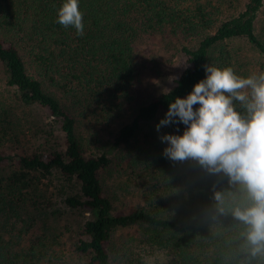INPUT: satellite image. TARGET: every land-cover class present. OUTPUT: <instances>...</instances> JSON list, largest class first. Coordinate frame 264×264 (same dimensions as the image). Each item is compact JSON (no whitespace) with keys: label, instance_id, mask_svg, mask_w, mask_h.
Wrapping results in <instances>:
<instances>
[{"label":"trees","instance_id":"1","mask_svg":"<svg viewBox=\"0 0 264 264\" xmlns=\"http://www.w3.org/2000/svg\"><path fill=\"white\" fill-rule=\"evenodd\" d=\"M235 1L79 0L77 35L57 23L64 0H0V264H264L244 250L246 226L230 211L248 203L241 186L163 155L160 137L187 125L156 130L170 103L206 78L204 65L245 77L233 41L263 70L264 0H245L237 12ZM143 35L183 39L186 66L169 88L136 103L142 65L133 47ZM126 107L130 119L101 143L97 134ZM39 112L46 129L36 124ZM27 114L32 129L21 126ZM36 130L41 142L31 146L21 135ZM103 175L117 180L116 190L105 191ZM129 194L139 203L115 205ZM62 210L81 219L54 224Z\"/></svg>","mask_w":264,"mask_h":264},{"label":"clouds","instance_id":"2","mask_svg":"<svg viewBox=\"0 0 264 264\" xmlns=\"http://www.w3.org/2000/svg\"><path fill=\"white\" fill-rule=\"evenodd\" d=\"M57 17L60 25L84 34L79 0H64ZM204 70L206 78L186 98L170 103L156 125L157 132L177 122L187 125L182 135L160 137L168 144L163 155L172 161L195 160L208 173H222L229 183L241 186L248 203L230 211L246 226L241 233L244 250L253 258L264 257V71L243 77L228 66L206 64ZM234 100L244 106L246 117L235 109ZM213 198L220 205L224 202L218 191ZM217 210L225 211L222 206Z\"/></svg>","mask_w":264,"mask_h":264},{"label":"rangeland","instance_id":"3","mask_svg":"<svg viewBox=\"0 0 264 264\" xmlns=\"http://www.w3.org/2000/svg\"><path fill=\"white\" fill-rule=\"evenodd\" d=\"M244 1L245 0H237L234 2L236 12L242 9ZM224 16L217 15L216 17L218 19H221ZM170 41L172 42H160V40L155 37L143 35V37L139 38L134 43L133 49L136 53H138L137 56L141 59L140 63L142 65L138 80L135 82L133 88L131 89V96L134 97L133 100L136 103L145 101L146 99L158 95L159 93L169 88L173 84V81L178 76L179 72L186 66L183 55L178 51L180 43L183 42V44H185V41H183V39L178 42L173 39ZM189 44L193 45V41H191ZM230 46L236 50V53L238 55L236 63L240 67L239 70L241 71V73L245 74V77L261 72L258 68L259 61L251 50L244 49L242 54L239 53V49L243 47V43L241 41L235 40L231 43ZM262 71H264V68ZM245 91L249 92L250 94V89ZM131 115V108H127V110H125V113L121 117H118L115 122H109L106 125L104 132H99L97 134V137L101 139L100 142L104 143V139L106 140L109 136L108 131L115 132V130L119 126V123L128 121ZM31 116V114H27L25 118H19L22 123V127H30L32 129V126L28 120ZM39 117L41 119L36 120V124H39L38 128L40 129L43 127V129H46L49 120L47 115H45L43 112H39ZM55 134L56 131L53 130L52 134H50V138L52 140L55 137ZM34 135L35 136L32 137L29 134H23L21 136H25L24 140L31 146H34L37 143L41 142L40 136L43 135V132L41 133V131L36 130V133L34 132ZM59 143L57 147H59ZM103 178V183H105V191L110 192L111 189L116 190L117 180H113L111 176L106 177L103 175ZM54 182L56 187H58V181L55 180ZM137 199L138 198H136L135 196H131L129 194L120 197L118 201L115 202V205L119 207L124 206L123 208H126L128 206L136 205L137 203H139ZM55 202L58 201L55 200ZM81 215L82 214L77 212L62 210V215L57 218V221L54 224L63 225L68 223L75 226L81 219Z\"/></svg>","mask_w":264,"mask_h":264}]
</instances>
